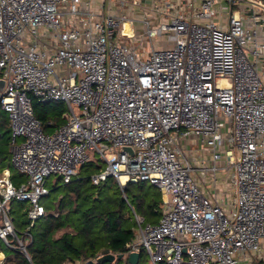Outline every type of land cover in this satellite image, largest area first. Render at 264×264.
<instances>
[{
	"label": "built area",
	"instance_id": "built-area-1",
	"mask_svg": "<svg viewBox=\"0 0 264 264\" xmlns=\"http://www.w3.org/2000/svg\"><path fill=\"white\" fill-rule=\"evenodd\" d=\"M218 2L157 0L148 8L108 0L102 14L89 0L86 7L82 0H0V108L9 120L11 166L27 175L17 185L8 168L0 176V241L7 248L28 257L47 179L70 182L90 149L104 163L93 184L111 176L120 187L147 180L161 193L158 222L134 213L124 259L132 252L143 264H250L261 257L264 2ZM234 3L245 8L231 11ZM219 10L228 14L225 25L212 20ZM135 22L149 45L134 40ZM163 33L169 45L154 48ZM31 98L63 102L64 124L44 132ZM190 136L208 157L184 155ZM222 169L234 188L229 211L204 192L208 174ZM11 199L31 205L26 242L8 215Z\"/></svg>",
	"mask_w": 264,
	"mask_h": 264
},
{
	"label": "trees",
	"instance_id": "trees-1",
	"mask_svg": "<svg viewBox=\"0 0 264 264\" xmlns=\"http://www.w3.org/2000/svg\"><path fill=\"white\" fill-rule=\"evenodd\" d=\"M31 104L34 117L46 133L66 121L65 104L61 101L39 102L31 98ZM59 112L62 113L57 117ZM52 116H56V121H48ZM53 125L56 127L51 128ZM2 137L8 145L9 120L0 108V144ZM7 147L5 154H8ZM5 156L0 154V165ZM8 157L11 160L10 153ZM7 167L4 164L0 169ZM57 188L61 189V195L53 206L41 202L44 213L29 231L32 241L27 246L28 257L17 249L8 248L4 264H75L77 261L102 264L103 261H96L102 250L108 248L111 253L119 254L124 244L133 238L134 213L146 221L147 211L148 219L154 220L162 205L160 190L147 180L128 182L120 187L111 176L95 185L91 175L78 173L68 183L57 182L53 189Z\"/></svg>",
	"mask_w": 264,
	"mask_h": 264
},
{
	"label": "rangeland",
	"instance_id": "rangeland-1",
	"mask_svg": "<svg viewBox=\"0 0 264 264\" xmlns=\"http://www.w3.org/2000/svg\"><path fill=\"white\" fill-rule=\"evenodd\" d=\"M246 1V0H244ZM136 25V28H137V37L139 36V33L140 31L142 30V26L140 23L138 22H135L134 23ZM131 43V42H130ZM154 46L155 47H164L166 45H169L168 41H167V34L163 33L162 35L158 36V37H155L154 38ZM138 44V43H136ZM134 44V45H136ZM143 44H146L145 42ZM146 45H149V44H146ZM138 49H140V53L143 54V48L140 47V44H139V47ZM145 55V53H144ZM64 109V113H68V109L65 105V108ZM62 112H59L57 114V117L60 116ZM53 118H50L48 121H56L55 117L56 116H52ZM56 126H52L51 128H55ZM54 131V130H53ZM6 146L7 147V152L8 154L10 152V149H11V144L10 142L8 143V145L4 142V137H2V143L0 144V154L3 155H6L5 156V159H2V164L0 165V168L2 165H8V169L10 170V179L12 181L13 184L17 185L18 183H24L27 179V175L24 174V173H19L18 171H16L12 166H11V163H10V160H9V157H8V154H5V150H6ZM192 147H194L192 145ZM86 153L89 155V159L87 161H85L82 165H80L77 170H78V173L80 175H83V176H87V175H93V174H96L97 172H99L100 169H98V167H104V163L102 162H99L97 160V155L95 153L94 150H86ZM187 157L189 158V154L186 153ZM1 157V158H3ZM2 174V169H0V176ZM59 183V184H62V182L59 181L58 177L54 174H52L48 179H47V187L49 188V190H51L50 192V195L49 196H45L42 198L41 202L45 205V206H53L58 197L61 195V189L60 188H57V189H53V186L56 185V183ZM6 207H7V212H8V215L12 221V224L14 226V229L16 231V233L23 238V240L26 242L27 240V225H28V220H27V210L31 207V205L28 203V202H20L16 199H11V200H8L6 202ZM160 213L159 215H157L156 217H154V220H151V219H148V217H150V213L146 211V221H144V223H156L158 222V219L160 217V214H161V208L159 209ZM136 222V221H135ZM136 227H137V224H136ZM0 250L3 251L6 254H8V248L5 246L4 243H2L0 241ZM234 257L237 258L238 257V252H236L234 254ZM145 262V259L144 258H140L138 260V263L137 264H143ZM83 264V263H81ZM102 264H127V261L126 259L122 258V259H115L114 261L112 262H104Z\"/></svg>",
	"mask_w": 264,
	"mask_h": 264
},
{
	"label": "crops",
	"instance_id": "crops-1",
	"mask_svg": "<svg viewBox=\"0 0 264 264\" xmlns=\"http://www.w3.org/2000/svg\"><path fill=\"white\" fill-rule=\"evenodd\" d=\"M88 0H82V5L86 7V2ZM90 4H91V8L92 10H94L95 12L98 13H102V14H106L107 13V1L108 0H89ZM142 6L144 7H150L152 6L153 2H156L157 0H138ZM193 1L195 4H198L201 0H191ZM219 4H217L218 7L220 6H229L230 3L227 2V0H219L218 2ZM163 4V3H162ZM244 4L243 3H234L233 5H231V11H236L237 9H241L243 10ZM128 10V8H127ZM117 10L115 8H111V12H116ZM140 13V12H138ZM153 17H155L156 19V15L155 14H151ZM227 18H228V14L226 13V11H218L217 14L215 16H213L212 20H214V22H217L218 24H223L225 25L227 23ZM156 20L153 22L155 23ZM137 33L135 32L134 35V40L136 42H141L144 43L141 39V31L139 33L138 38L136 37ZM155 48V46H154ZM182 145L184 148V155H186V153L189 154V160H197L196 158H200V156L202 157H208L209 154L205 148V146L202 144V142L200 140H198L197 137L195 136H190L188 137L186 140L182 141ZM192 145L194 147H192ZM223 161L220 160L219 164L222 166ZM230 172L227 170H219L218 172H216V174L213 176V174H208L207 178H206V191L204 190V192L211 196L213 198V200L217 201L218 203H220L223 208L226 211H229L231 209V205L230 202L232 201V199L234 198V188L233 185L231 183L230 180ZM214 178V179H213ZM259 254L261 255L260 258L254 259L250 262V264H264V239L261 240V248L259 251ZM254 258L257 257V255H253ZM239 264H245L244 261H240Z\"/></svg>",
	"mask_w": 264,
	"mask_h": 264
},
{
	"label": "water",
	"instance_id": "water-1",
	"mask_svg": "<svg viewBox=\"0 0 264 264\" xmlns=\"http://www.w3.org/2000/svg\"><path fill=\"white\" fill-rule=\"evenodd\" d=\"M264 2V0H262ZM3 80L0 79V91L3 89ZM121 150H125V151H128L130 154L132 153V149L130 147H121ZM138 253H130L128 256H127V263H130V264H137L138 262ZM123 258V254L122 253H119V254H113L110 252V250L108 248L104 249L101 251L100 253V256L96 259L97 262H112L114 261L115 259H122Z\"/></svg>",
	"mask_w": 264,
	"mask_h": 264
},
{
	"label": "bare ground",
	"instance_id": "bare-ground-1",
	"mask_svg": "<svg viewBox=\"0 0 264 264\" xmlns=\"http://www.w3.org/2000/svg\"><path fill=\"white\" fill-rule=\"evenodd\" d=\"M128 29H129V27L126 26V27H125V30L128 31L129 33H131V29H129V30H128ZM124 180H125L124 178L121 179L122 183L124 182ZM132 253H133V252H132ZM135 253H136V252H135ZM138 255H139V254H138ZM138 260H139V257H138ZM137 263H138V262H137ZM129 264H130V263H129Z\"/></svg>",
	"mask_w": 264,
	"mask_h": 264
}]
</instances>
